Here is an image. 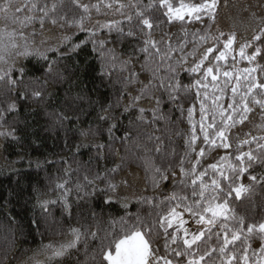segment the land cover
<instances>
[{"label":"trees","instance_id":"obj_1","mask_svg":"<svg viewBox=\"0 0 264 264\" xmlns=\"http://www.w3.org/2000/svg\"><path fill=\"white\" fill-rule=\"evenodd\" d=\"M136 2L143 8L149 0ZM170 2L178 5L181 2L202 3L203 0ZM39 3L48 4L49 7L56 4V12L50 13V16L57 20V24L53 25L46 19L43 28L39 21L29 25L24 29L25 34L35 33L29 43L39 44L40 40H44L42 48H55L57 41L49 39V34H68L72 37V42H79L86 37L87 33L76 29L74 20L79 18L81 10L74 5L73 0H39ZM105 11L109 14H101L96 18L101 21L119 20L125 32L131 29L137 33L136 36H121L116 31L109 34L106 29L97 33L100 38H108L106 47L115 49L116 61L107 58L102 66L100 57L92 51L91 43H88L71 56L48 51V61L35 55L17 57L12 75L19 80L21 67L25 73L19 87H12L7 80H0V110L7 109L11 103L16 105V110L4 112V120L0 121V132L11 130L15 137L0 136V264H34V261L29 260L34 255L36 259H44L37 254L38 250L50 241L63 240L70 225L83 226L103 237L109 230L111 221L123 218L131 224L135 222L137 215L149 220L156 219L157 213L167 211V198L173 193L177 196L188 195L191 200V177L178 175V165L181 158H184V167H190V157L185 156V152L189 151L186 140L191 128L187 108H194L193 122H198L199 100L195 97L196 90L182 88L180 101L169 100L168 91L157 87L160 78H164L165 83L170 79L171 74L166 70L168 62L156 68V64L160 63L157 60L151 67L156 69L158 78L152 79L150 72H141L140 77L142 80H152L150 91L161 99L159 118L153 120L154 101L147 98L141 101L146 106L143 119L137 118L140 115L138 109L125 113L123 105L126 100H130V93L122 80L128 72L120 71L119 62L128 60L127 69L140 68L137 60L143 62V54L139 52L142 34L139 32L135 10L125 9L133 15L131 23L119 13L107 9ZM146 13L160 17V11L154 8L146 9ZM213 15L214 19L205 13L199 21L186 20L183 27L179 26V22L171 26L159 23L152 34L157 38L167 34L174 47L178 40H186L188 45L184 54L193 52L195 48L194 55L207 44L223 51L226 38L234 35L235 43L229 50L228 64L231 65L232 55H235L236 62L231 70L237 72L246 66L252 67L253 65L240 58L239 46L251 43L264 51V45L253 39L255 35L264 32V0H216ZM11 27L10 25L9 30ZM202 36L208 37L207 42L201 40ZM217 39L219 44H216ZM3 43H9L7 38ZM68 46L70 44L64 42L60 52ZM251 51L252 48L246 49V52ZM179 55L180 52L175 54L171 61L173 65ZM187 58L189 62L193 60V56ZM257 60L259 61V57ZM52 61H55L52 64L53 71L49 73L46 65ZM113 63L116 67L109 75ZM220 64L224 65L225 62L221 61ZM260 67L256 74L264 79V71H260ZM194 75L179 71L178 78L183 84H188L192 82ZM223 79L220 78L221 85ZM207 83V91L211 95V78ZM241 83L245 82L242 80ZM41 85L44 96L37 102L31 99V92ZM128 87L136 89L139 85L133 83ZM203 91L201 89L202 93ZM19 92L27 93V98L18 95ZM230 96L229 91L227 97ZM225 102H228L227 98L221 101ZM178 103L184 105L183 113L177 106ZM109 106L112 119L108 124L117 125L112 130L111 138L106 130L107 125L98 120V116ZM61 111L68 113V119L63 123L53 118V112ZM98 125L103 127V135H89L88 143H85L80 131L89 128L95 131ZM198 127L197 123V130ZM125 136L127 139H124ZM156 137L160 139L157 140ZM93 140L105 145L99 154L96 145L91 143ZM157 146L161 148L159 153L155 151ZM220 153L225 154L223 149ZM154 168L168 170L169 179L158 181L159 187H155L153 183V176L158 175L154 173ZM65 169H68L67 173ZM250 171L258 178H264V166L256 164ZM62 182L65 187L57 188V184ZM242 182L251 183L246 180ZM110 184L116 185V188L111 189ZM65 199L69 206L67 211L64 207ZM45 201L50 202L45 204ZM230 203L237 219L243 216L246 223L264 222V183L258 179L241 199L230 198ZM184 216L188 218L187 213ZM230 223L234 224L235 221ZM119 226L117 224L116 228L119 229ZM85 243L88 245L87 256L84 252ZM259 243L258 238L252 240L253 247ZM99 244V240L85 241L82 237L78 245L79 251L71 250L70 255L64 257L60 264H102ZM249 254L251 255V250ZM259 255L257 252L256 256ZM214 264H219V260H215Z\"/></svg>","mask_w":264,"mask_h":264},{"label":"snow or ice","instance_id":"obj_2","mask_svg":"<svg viewBox=\"0 0 264 264\" xmlns=\"http://www.w3.org/2000/svg\"><path fill=\"white\" fill-rule=\"evenodd\" d=\"M73 3L81 10L79 18L74 20L76 29L87 33L86 37L79 42H72V37L68 34L60 36L49 34V39H55L57 46L42 48L41 45L45 41L40 40L39 44L29 43L35 33L25 34L24 29L36 21H39L40 27L43 28L46 19L56 25L57 20L50 16V13L56 12V4L53 3L49 7L48 4L41 5L39 0H0V45H2L0 46V80H7L12 87H19L25 73L21 67L19 80L12 75L17 57L35 55L48 61V51L59 52L61 56H71L88 43H91L92 51L100 57L102 66L107 58L116 61L115 49L106 47L108 38H100L97 33L105 29L109 34L116 31L121 36H136L137 33L131 29L125 32L119 20L101 21L96 16L108 15L109 13L105 11L107 9L119 13L131 23L133 15L125 9L135 10L139 32L142 34L139 52L143 54V62L137 60V63H140L139 69H127L128 60L119 62L120 71L128 72V75L123 77L122 83L130 93V100L125 101L123 111L128 113L138 109L140 115L137 118L143 119L146 106L141 104V101L147 98L154 101L153 120L159 118L161 99L150 91L152 80H142L140 77L141 72H150L152 79H157V71L151 67V64H156L157 60L160 63L156 64V68L168 62L166 70L171 74L170 79L165 83V79L160 78L157 87H163L168 91L169 100L178 102L181 100L182 88L188 91L195 88V97L199 100L198 122H193L194 108H187V118L191 128L186 140L189 151L185 152V156L190 157L188 159L190 167L187 169L184 167V158H181L178 165V175L191 177V200L188 195L177 196L173 193L167 198L169 201L167 211L157 213L156 219L149 220L137 215L135 222L131 224L123 218L120 221H111L110 228L103 237L83 226L70 225L63 240L50 241L38 250L37 254L44 259H36L34 255L29 260L34 261V264H60L64 257L70 255L71 250L79 251L78 245L83 237L85 241H100L99 255L102 264L103 262L106 264H214L217 259L219 264H264V222L246 223L243 216L237 219L235 209L230 203V198L241 199L242 195L250 191L252 183L257 182L258 179L259 182L264 183V178H258L250 171L256 164L264 166V79H260L256 74L257 68L264 65V51L251 43L241 44L240 58L253 66H246L242 70L233 72L231 69L235 66V55L231 57V65L228 61L229 50L235 43L234 35L226 38L223 51L212 44H207L197 55H194L195 48L193 52L184 54L188 41L178 40L174 47L171 37L167 34L160 38L152 34V30L158 27L159 23L171 26L179 22V26L183 27L186 20L199 21L205 13L214 19L213 10L216 8V0H203L202 3L193 4L181 2L178 5L170 0H155V2L149 0L143 8L136 0H126V2L125 0H73ZM151 8L160 11V17L148 15L146 9ZM10 25L11 30H9ZM5 38L9 41L6 45L3 43ZM253 39L264 45V32L255 35ZM201 40L207 42L208 37L202 36ZM20 41L24 43L21 44ZM64 42H68L70 46L60 52ZM219 43L217 39L216 44ZM247 48H252V51L246 52ZM177 52L181 55L176 57L173 65L171 61ZM188 56H193L191 62ZM221 61L225 64L221 65ZM53 63L55 61L46 65L49 73L53 71ZM115 67L113 63L109 75ZM179 71L195 74L192 82L183 84L178 78ZM260 71H264V67H260ZM221 77L224 78L222 85L219 83ZM209 78L212 86L211 95L207 91ZM242 80L244 84L241 83ZM133 83L139 87L136 89L128 87ZM201 89L204 90L203 93ZM229 91L231 96L227 97ZM18 95L27 98V93L19 92ZM43 96L42 85L31 92V99L34 101L39 102ZM226 98L228 102L221 103ZM177 106L182 113L185 111L182 103H178ZM68 107L71 108V105ZM110 108L111 106L105 108L98 116V120L104 121L107 125L106 130L111 138L112 130L117 125L108 124L112 119ZM15 110V103L9 104L7 109L0 110V121L4 120V112ZM53 118L63 123L68 119V113L53 112ZM103 131V127L98 125L95 131L91 128L82 129L80 135L85 138L84 142L88 143L89 135L102 136ZM2 135L15 138L11 130L6 133L0 132V136ZM124 139H127V136ZM156 139L159 140L160 137ZM91 143L96 145L98 154L105 147L98 140H93ZM221 149L224 150V155H221ZM155 151L159 153L161 148L157 146ZM36 163L39 165V161ZM153 170L158 174L153 176L155 187H159L158 181L169 179L168 170L161 168ZM65 172L67 173L68 169H65ZM206 177L209 178L205 179ZM244 180L251 183L242 182ZM64 187L63 182L57 184V188ZM110 188L114 190L116 185L110 184ZM66 195L67 190H65ZM173 201L175 203H171ZM64 207L66 211L69 208L66 199ZM184 213L188 214L187 219ZM189 221H192L194 226L185 227ZM231 221L235 223H230ZM117 224L120 225L119 229L116 228ZM254 238L260 241L256 247L252 245ZM84 252L87 256V243L84 244ZM257 252L260 254L258 257Z\"/></svg>","mask_w":264,"mask_h":264},{"label":"rangeland","instance_id":"obj_3","mask_svg":"<svg viewBox=\"0 0 264 264\" xmlns=\"http://www.w3.org/2000/svg\"><path fill=\"white\" fill-rule=\"evenodd\" d=\"M194 226L193 223L189 221V224H186L185 227Z\"/></svg>","mask_w":264,"mask_h":264}]
</instances>
